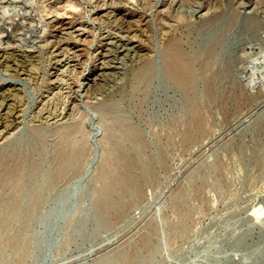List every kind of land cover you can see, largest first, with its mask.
Segmentation results:
<instances>
[{"label": "rangeland", "instance_id": "374dc122", "mask_svg": "<svg viewBox=\"0 0 264 264\" xmlns=\"http://www.w3.org/2000/svg\"><path fill=\"white\" fill-rule=\"evenodd\" d=\"M0 264H264V0H0Z\"/></svg>", "mask_w": 264, "mask_h": 264}, {"label": "bare ground", "instance_id": "6f19581e", "mask_svg": "<svg viewBox=\"0 0 264 264\" xmlns=\"http://www.w3.org/2000/svg\"><path fill=\"white\" fill-rule=\"evenodd\" d=\"M248 20V19H247ZM247 23V22H246Z\"/></svg>", "mask_w": 264, "mask_h": 264}]
</instances>
